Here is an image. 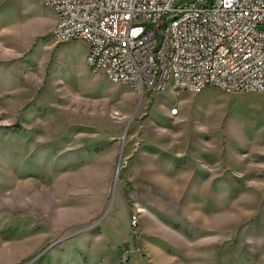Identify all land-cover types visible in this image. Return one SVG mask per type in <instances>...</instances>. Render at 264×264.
Segmentation results:
<instances>
[{
  "label": "rangeland",
  "instance_id": "374dc122",
  "mask_svg": "<svg viewBox=\"0 0 264 264\" xmlns=\"http://www.w3.org/2000/svg\"><path fill=\"white\" fill-rule=\"evenodd\" d=\"M56 24L0 0V264H264V94L142 95Z\"/></svg>",
  "mask_w": 264,
  "mask_h": 264
},
{
  "label": "built area",
  "instance_id": "2783aa9c",
  "mask_svg": "<svg viewBox=\"0 0 264 264\" xmlns=\"http://www.w3.org/2000/svg\"><path fill=\"white\" fill-rule=\"evenodd\" d=\"M55 37L89 45L87 64L142 95L264 94V0H45ZM178 108L171 110L177 115ZM137 215L130 225L136 228ZM126 249L122 263L129 264Z\"/></svg>",
  "mask_w": 264,
  "mask_h": 264
},
{
  "label": "bare ground",
  "instance_id": "6f19581e",
  "mask_svg": "<svg viewBox=\"0 0 264 264\" xmlns=\"http://www.w3.org/2000/svg\"><path fill=\"white\" fill-rule=\"evenodd\" d=\"M29 5V4H28ZM72 60H73V58H71ZM80 67V66H79ZM84 68V67H83ZM79 72H80V70H79ZM82 72V71H81ZM80 72V73H81ZM91 74V73H90ZM90 76V75H89ZM85 78H86V76H85ZM87 81H88V79H86ZM101 85V84H100ZM107 85V84H106ZM105 87V86H104ZM110 91V90H109ZM231 99V98H230ZM231 100H233V99H231ZM242 100V99H241ZM240 101V100H239ZM256 103V102H255ZM259 105V104H258ZM249 107H251V106H249ZM172 110V109H171ZM54 253H56V252H54ZM56 256V255H55ZM59 256V255H58ZM52 257V256H51ZM54 258V257H53ZM55 259V258H54ZM56 260H57V258H56ZM55 264V263H54Z\"/></svg>",
  "mask_w": 264,
  "mask_h": 264
}]
</instances>
